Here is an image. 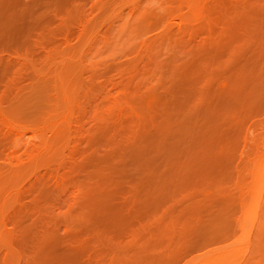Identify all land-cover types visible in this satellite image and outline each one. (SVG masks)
Here are the masks:
<instances>
[{"label": "rangeland", "instance_id": "1", "mask_svg": "<svg viewBox=\"0 0 264 264\" xmlns=\"http://www.w3.org/2000/svg\"><path fill=\"white\" fill-rule=\"evenodd\" d=\"M0 264H264V0H0Z\"/></svg>", "mask_w": 264, "mask_h": 264}]
</instances>
